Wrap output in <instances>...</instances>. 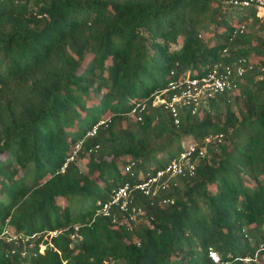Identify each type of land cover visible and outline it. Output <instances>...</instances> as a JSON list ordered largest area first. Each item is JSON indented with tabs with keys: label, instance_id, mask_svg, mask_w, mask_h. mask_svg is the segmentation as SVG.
I'll return each instance as SVG.
<instances>
[{
	"label": "trees",
	"instance_id": "16d2710c",
	"mask_svg": "<svg viewBox=\"0 0 264 264\" xmlns=\"http://www.w3.org/2000/svg\"><path fill=\"white\" fill-rule=\"evenodd\" d=\"M226 1L0 0V235L18 237H0V264H211L209 249L264 264V17ZM238 58L251 68L237 88L181 108L179 125L151 105L171 71ZM139 102L141 120L128 115ZM218 134L193 177L134 193L136 221L97 215L185 139Z\"/></svg>",
	"mask_w": 264,
	"mask_h": 264
},
{
	"label": "built area",
	"instance_id": "2783aa9c",
	"mask_svg": "<svg viewBox=\"0 0 264 264\" xmlns=\"http://www.w3.org/2000/svg\"><path fill=\"white\" fill-rule=\"evenodd\" d=\"M225 3L241 5L242 7L253 6L257 11V16L264 17V0H229ZM249 68L251 67L246 58H238L230 64H214L206 73L195 76H189L188 74L176 75L175 71H171L166 88L155 95L151 105L153 107L163 106L165 109L169 110L175 125H179L178 115L181 108H189L192 114L196 113L197 109L201 106H205L214 95L235 90L239 81ZM260 70L261 73H264V65ZM167 94H169V98L165 97ZM145 110L146 103L139 102L132 108L128 115L136 117L137 120H141V115ZM102 123H104V121L93 126L87 133V136L93 137L96 134L98 126ZM222 138V134L214 136L209 135L204 139L201 145L189 141L178 156L170 163L148 173L134 184L126 182L115 188L111 193L109 201L97 203V215L109 219L112 223L118 222V215L122 217L123 222L136 221L137 218L143 214V210L135 201V192L146 197H152L157 195L159 191L166 190L169 185L175 186L176 182L174 180L176 178L193 177L196 172V159L205 155L209 145L221 143ZM79 146L80 143L76 146L73 155L76 154ZM72 159L73 157L69 160ZM134 166L135 163H130L124 168L125 172L129 173L131 177L134 176L132 171ZM163 203L173 204V200L165 199ZM78 229V225L74 226L75 233L74 236H72L73 239L81 237L76 234ZM57 234L58 232L55 230L47 233V236L52 238L56 237ZM0 237L7 242L18 239L17 236L12 235L6 228L2 231ZM40 248H42V246ZM260 250H264V247L261 246ZM40 252L42 251L40 250ZM208 258L211 264H222L219 255L212 249L208 250ZM241 260L247 261L248 258Z\"/></svg>",
	"mask_w": 264,
	"mask_h": 264
},
{
	"label": "rangeland",
	"instance_id": "374dc122",
	"mask_svg": "<svg viewBox=\"0 0 264 264\" xmlns=\"http://www.w3.org/2000/svg\"><path fill=\"white\" fill-rule=\"evenodd\" d=\"M190 140L185 139L183 142V146H186L188 144ZM78 166L80 167V169H84V162L83 161H78ZM44 246H42V248H40L41 251H43Z\"/></svg>",
	"mask_w": 264,
	"mask_h": 264
}]
</instances>
